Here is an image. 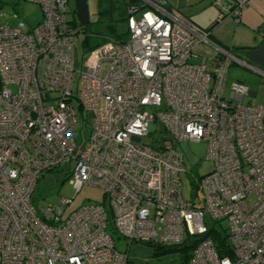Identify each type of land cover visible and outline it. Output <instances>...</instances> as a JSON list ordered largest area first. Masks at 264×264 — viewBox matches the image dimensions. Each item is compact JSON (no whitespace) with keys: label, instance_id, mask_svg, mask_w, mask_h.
Masks as SVG:
<instances>
[{"label":"built area","instance_id":"2783aa9c","mask_svg":"<svg viewBox=\"0 0 264 264\" xmlns=\"http://www.w3.org/2000/svg\"><path fill=\"white\" fill-rule=\"evenodd\" d=\"M27 1L42 10L35 26L0 23V264H132L111 233L128 244L201 238L188 264H264V105L244 103L240 82L225 90L231 56L198 59L209 32L142 0L127 8L125 38L103 39L78 71L67 0ZM247 3L227 0L218 20ZM154 120L162 135L144 142ZM183 141L206 143L201 202L182 197ZM58 168L73 196L38 207V179ZM85 185L104 200L66 212Z\"/></svg>","mask_w":264,"mask_h":264},{"label":"rangeland","instance_id":"374dc122","mask_svg":"<svg viewBox=\"0 0 264 264\" xmlns=\"http://www.w3.org/2000/svg\"><path fill=\"white\" fill-rule=\"evenodd\" d=\"M89 12V25L82 26L75 12L74 0H67L66 20L69 22L71 32L74 34V66L78 71L84 69V55L90 47L100 44L103 36L110 34V24H113L119 31L126 30L125 24L119 19V9H115L110 20L106 14H102L108 6L107 0H86ZM117 6L119 3L114 2ZM42 19V10L40 6L27 0H0V23H8L16 27L20 22L25 24L26 28L35 26ZM81 33V34H80ZM193 52L198 55V59L205 60L212 56L214 52L209 44L198 43ZM198 59H195L197 61ZM232 67H230L226 78V88L235 80L230 78ZM227 76V75H226ZM262 80V82H261ZM253 88L257 91L256 95H247L243 102H254L264 105V79L255 78ZM248 87V86H247ZM78 124L76 128V140L85 142L87 140L90 126L83 124L80 111L77 109ZM162 125L158 120L150 121L148 132L150 135L144 138V142H150L151 136L160 137ZM175 148L182 154L185 166L181 173V193L185 201L201 202L203 196L202 188L199 182L200 177L210 171V161L205 158L206 143L204 141H183L175 144ZM67 170L58 168L40 177L36 183L32 196L33 203L38 207H44L49 204L58 203L62 197H72L74 189L67 179ZM104 200L103 192L100 188L85 185L75 196L70 205L66 207V212H70L78 206L85 204H94ZM223 226H225L223 224ZM217 229L220 227L217 226ZM111 233V232H110ZM114 240V247L120 252H127L132 264H183L177 253H156L154 248L144 243L128 244L123 238L117 237L111 233Z\"/></svg>","mask_w":264,"mask_h":264},{"label":"crops","instance_id":"0c3cea01","mask_svg":"<svg viewBox=\"0 0 264 264\" xmlns=\"http://www.w3.org/2000/svg\"><path fill=\"white\" fill-rule=\"evenodd\" d=\"M139 8L142 0H137ZM165 9L191 21L209 32L213 49L210 58L224 61L231 56L230 78L248 86V95H256L255 78L264 79V0H248L238 19L226 15L218 20V13L227 0H162ZM262 82V80H261Z\"/></svg>","mask_w":264,"mask_h":264},{"label":"trees","instance_id":"16d2710c","mask_svg":"<svg viewBox=\"0 0 264 264\" xmlns=\"http://www.w3.org/2000/svg\"><path fill=\"white\" fill-rule=\"evenodd\" d=\"M107 1H108V6L101 13L106 14V16L110 20H112L113 11L115 9H119V19L117 21L122 22L123 24H125V26H126V21L128 17L127 8L131 5L139 6V3L137 2V0H107ZM115 1H117L119 5L115 6L114 5ZM109 27H110V31H109L110 34L103 36L102 37L103 39H106V38L123 39L125 38L127 34V30L119 31L117 27H115L113 24H110ZM97 45L98 44L93 45L92 47L87 49V51ZM207 235L213 239V242L215 243V246L217 248L219 255L221 256L225 255L226 254V250L224 246L225 236L221 234V232L215 231L212 228L209 230V233ZM199 240H201V238H197L196 236H190L182 244H179V245H153V244H147V245L152 246L156 253H162V252L177 253L181 258V262L183 264H188L192 251L197 245Z\"/></svg>","mask_w":264,"mask_h":264},{"label":"water","instance_id":"95a60500","mask_svg":"<svg viewBox=\"0 0 264 264\" xmlns=\"http://www.w3.org/2000/svg\"><path fill=\"white\" fill-rule=\"evenodd\" d=\"M74 5L79 23L84 27L87 26L90 20L86 0H74Z\"/></svg>","mask_w":264,"mask_h":264}]
</instances>
